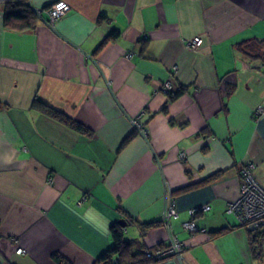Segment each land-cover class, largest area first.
<instances>
[{
	"label": "crops",
	"instance_id": "obj_1",
	"mask_svg": "<svg viewBox=\"0 0 264 264\" xmlns=\"http://www.w3.org/2000/svg\"><path fill=\"white\" fill-rule=\"evenodd\" d=\"M26 1L36 25L17 30L0 0V264H102L120 219L146 249L182 243L153 264H264V240L254 257L225 210L247 162L264 187V44L239 49L264 39V0H64L53 25L59 0ZM167 80L185 88L172 101ZM36 97L90 134L32 108ZM191 218L195 232L182 227Z\"/></svg>",
	"mask_w": 264,
	"mask_h": 264
},
{
	"label": "trees",
	"instance_id": "obj_2",
	"mask_svg": "<svg viewBox=\"0 0 264 264\" xmlns=\"http://www.w3.org/2000/svg\"><path fill=\"white\" fill-rule=\"evenodd\" d=\"M37 17L38 15H36V13L31 10L26 0H7L3 14V25L5 27H11L17 30L34 29ZM116 35L117 33L115 32L111 33V36ZM262 44H264V39L248 40L242 42L239 45V49L246 54H256L252 53V51L257 49L255 48L256 46H261ZM184 90V87H179L178 90L175 91L171 90L169 94H166L168 100H174L177 96L183 93ZM4 107L5 105L0 101V111ZM32 108L38 109L41 113L71 127L75 131H78L82 134H90L89 129L76 122L64 112L58 111L57 109H54L44 102L40 101L39 99H37V97L32 102ZM133 135V133L128 135L123 144L128 142L133 137ZM218 175L219 173L212 175L211 177H209V180H213ZM129 222H135L136 224H138L139 228L142 231L157 225V223H140L138 221L131 220ZM110 232L113 241L112 246H110V248L104 254L97 258L98 262H101L102 264H153L155 262L161 261V259L154 260L145 256L148 249H146L140 241L141 238L138 240L125 239L123 236V227L117 222L111 224ZM262 235V228L254 232H250L251 252L256 258H258L262 254L264 240ZM52 259L56 264H70L59 254H54L52 256Z\"/></svg>",
	"mask_w": 264,
	"mask_h": 264
},
{
	"label": "built area",
	"instance_id": "obj_3",
	"mask_svg": "<svg viewBox=\"0 0 264 264\" xmlns=\"http://www.w3.org/2000/svg\"><path fill=\"white\" fill-rule=\"evenodd\" d=\"M68 9L69 5L64 0H59L52 4L47 9L49 23L53 25L67 12ZM201 41L200 37H195L188 43V45L194 48L200 44ZM172 88L173 84L171 80L165 81L161 86V90L165 94H169ZM255 112V114L262 112V108L258 107ZM133 123L135 126H140L136 120H134ZM183 156L184 154L182 153L181 157ZM254 170L255 164L253 162H247L242 166L240 170L242 181L239 186L238 196L235 200L227 204L226 212L236 215L240 224L242 223L243 226L245 225L248 229H261L264 225V187L261 186L255 178ZM199 210L207 211L209 210V206L202 205ZM196 211L197 209H191L189 211L190 216L193 217L196 214ZM177 217L176 203L171 198L169 199L162 215L161 224L164 225L165 228H170L171 220L176 219ZM182 227L189 232L197 231L196 223L193 218L183 222ZM22 250V248H18L16 253H21L23 252ZM182 253L183 245L175 238L167 247L148 249L145 256L154 260H163L173 256L180 257Z\"/></svg>",
	"mask_w": 264,
	"mask_h": 264
},
{
	"label": "water",
	"instance_id": "obj_4",
	"mask_svg": "<svg viewBox=\"0 0 264 264\" xmlns=\"http://www.w3.org/2000/svg\"><path fill=\"white\" fill-rule=\"evenodd\" d=\"M26 2H27V1H26ZM27 4L29 5V2H27ZM38 12H41V9L38 10ZM117 223H118L119 225H121L123 228L126 226V222L124 221V219H120V220H118Z\"/></svg>",
	"mask_w": 264,
	"mask_h": 264
},
{
	"label": "clouds",
	"instance_id": "obj_5",
	"mask_svg": "<svg viewBox=\"0 0 264 264\" xmlns=\"http://www.w3.org/2000/svg\"><path fill=\"white\" fill-rule=\"evenodd\" d=\"M91 214H92L91 211L89 213H86L84 219L87 220Z\"/></svg>",
	"mask_w": 264,
	"mask_h": 264
},
{
	"label": "rangeland",
	"instance_id": "obj_6",
	"mask_svg": "<svg viewBox=\"0 0 264 264\" xmlns=\"http://www.w3.org/2000/svg\"><path fill=\"white\" fill-rule=\"evenodd\" d=\"M226 210V209H225ZM241 225L243 226V224L241 223ZM243 227H245L246 228V226L244 225ZM248 229V228H247ZM250 232H254V231H256V230H258V228H256V229H248Z\"/></svg>",
	"mask_w": 264,
	"mask_h": 264
}]
</instances>
